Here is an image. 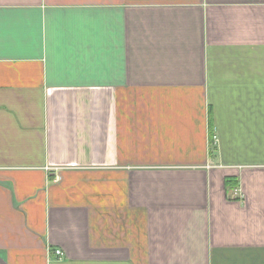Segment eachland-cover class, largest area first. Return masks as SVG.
I'll return each instance as SVG.
<instances>
[{"label":"crops","instance_id":"crops-1","mask_svg":"<svg viewBox=\"0 0 264 264\" xmlns=\"http://www.w3.org/2000/svg\"><path fill=\"white\" fill-rule=\"evenodd\" d=\"M0 264H264V0H0Z\"/></svg>","mask_w":264,"mask_h":264},{"label":"built area","instance_id":"built-area-1","mask_svg":"<svg viewBox=\"0 0 264 264\" xmlns=\"http://www.w3.org/2000/svg\"><path fill=\"white\" fill-rule=\"evenodd\" d=\"M54 254H55L56 257H58V256H60L61 253H60V251L56 250V251L54 252Z\"/></svg>","mask_w":264,"mask_h":264}]
</instances>
